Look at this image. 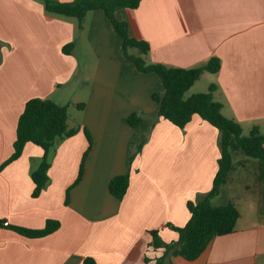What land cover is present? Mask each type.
Returning <instances> with one entry per match:
<instances>
[{
	"label": "crops",
	"instance_id": "obj_1",
	"mask_svg": "<svg viewBox=\"0 0 264 264\" xmlns=\"http://www.w3.org/2000/svg\"><path fill=\"white\" fill-rule=\"evenodd\" d=\"M116 17L128 22L132 37L149 43L148 63L193 69L218 58L219 72H205L191 89L204 93L216 85L223 115L244 132L258 126L264 133V0H143ZM73 81L84 99L67 104L65 89ZM164 91L156 74L139 72L124 56L104 11H89L79 30L77 19L50 14L41 0H0V168L14 152L28 101L73 106L80 118L69 115L68 126L81 127L51 150L50 183L39 197L32 196L31 171L44 156L40 146L28 143L18 160L0 169V220L9 223L0 227V264H82L86 257L99 264H155L163 256V249L149 246L150 232L159 231L166 243L178 240L168 225L188 223L187 204L212 189L221 157L219 131L198 115L185 129L157 120L152 96ZM135 112L143 116L137 128L128 123ZM83 128L93 147L81 182L71 189L89 146ZM142 142L129 166L131 144ZM125 174L130 186L118 200L109 184ZM222 194L212 203L238 209L235 231L216 237L196 260L170 255L164 264H264L259 202L253 200L247 215L240 200ZM48 220L60 228L42 238L12 230L43 229Z\"/></svg>",
	"mask_w": 264,
	"mask_h": 264
},
{
	"label": "trees",
	"instance_id": "obj_2",
	"mask_svg": "<svg viewBox=\"0 0 264 264\" xmlns=\"http://www.w3.org/2000/svg\"><path fill=\"white\" fill-rule=\"evenodd\" d=\"M44 2L47 12L54 15L72 17L77 19L79 30L83 29L85 16L89 11L102 10L114 26L123 41L124 56L131 60L137 70L144 74H156L162 81L165 91L155 93L152 98L159 105L157 120L161 118L170 121L180 129H185L195 115L215 127L219 133V147L221 157L218 161L219 169L213 181L212 189L201 195L196 202L187 204L191 214L190 220L184 227H176L169 224V228L179 235L178 240L171 243L164 242L159 231H151L149 246L155 250H164L163 256L157 259L155 264H164L170 255L181 256L186 260H196L203 254L209 244L219 236L231 234L235 231L240 213L231 203L223 206H214L212 200L219 195L220 190L226 184L229 175L234 170V157L238 152L258 160L260 177L264 180V133L260 127L254 126L248 135L244 134L243 127L237 122L226 118L223 113V105L214 98L216 85H211L204 93L187 97V92L205 73H217L221 68L218 58H211L206 64L193 69L168 67L163 64H151L146 60L150 52L149 43L131 36L127 21L119 20L116 12L121 9H137L143 0H74L64 3L58 0H41ZM74 48L71 43L64 47L65 53H70ZM135 49L136 54H130ZM83 109L84 104H77ZM69 107L59 105L51 100L32 99L27 102L24 112L19 118L17 126V138L14 143L12 156L3 163L0 169H4L12 162L18 160L28 143L40 146L44 150V156L40 163L31 171V178L35 184L32 193L37 198L50 183L49 169L51 162L49 154L62 140L73 137L81 127L70 129L68 126ZM143 116L137 112L128 117L131 127L140 126ZM153 122V127L156 125ZM83 131L88 139L89 146L83 155L79 175L71 187L77 186L84 175L86 159L93 147V138L87 128ZM145 142L131 144V152L128 157V165L131 166L135 158L141 153ZM130 186V175L114 177L109 184V191L118 200H123ZM70 190L67 192L66 205H69ZM4 221L0 220V227ZM60 228V222L48 220L45 227L39 230L12 227L16 233L29 238H42L48 236ZM146 262L149 263L148 258ZM82 264H99L93 257H86Z\"/></svg>",
	"mask_w": 264,
	"mask_h": 264
},
{
	"label": "rangeland",
	"instance_id": "obj_3",
	"mask_svg": "<svg viewBox=\"0 0 264 264\" xmlns=\"http://www.w3.org/2000/svg\"><path fill=\"white\" fill-rule=\"evenodd\" d=\"M132 53H137L135 49L130 50ZM85 58H83V61ZM199 87L190 89L187 96H191L194 93H200L205 91ZM65 96L67 104L72 101L82 102L80 99L83 98L80 93V88L77 87L76 82L70 83L65 89ZM84 99V98H83ZM79 113L78 109L70 106L69 115L70 118L79 120L80 117L76 115ZM250 131L246 130L245 135H248ZM227 193L229 198H237L241 201L239 206H242V210L245 211L247 215L253 214L252 206L253 200L259 202L260 210L264 213V180L260 177V169L258 165V160L250 158L241 152L235 154L234 157V170L229 175V178L220 190L219 195H223L224 192ZM217 197V196H216Z\"/></svg>",
	"mask_w": 264,
	"mask_h": 264
},
{
	"label": "built area",
	"instance_id": "obj_4",
	"mask_svg": "<svg viewBox=\"0 0 264 264\" xmlns=\"http://www.w3.org/2000/svg\"><path fill=\"white\" fill-rule=\"evenodd\" d=\"M8 225H9V223H8V222L4 223V226H5V227H8Z\"/></svg>",
	"mask_w": 264,
	"mask_h": 264
}]
</instances>
